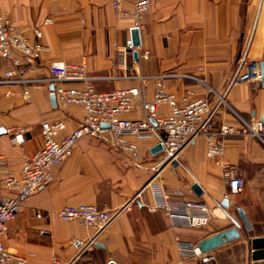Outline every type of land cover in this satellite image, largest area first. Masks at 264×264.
Returning a JSON list of instances; mask_svg holds the SVG:
<instances>
[{
    "label": "crops",
    "instance_id": "1",
    "mask_svg": "<svg viewBox=\"0 0 264 264\" xmlns=\"http://www.w3.org/2000/svg\"><path fill=\"white\" fill-rule=\"evenodd\" d=\"M121 8L125 14L116 13L108 0H0V11L30 41L46 48L36 59V69L18 68L31 80L26 85L0 84V155L5 158L0 197L9 195L1 182L4 173L21 176L23 160L41 147L42 121L64 120L69 132L83 118L79 105L62 107L56 100L51 104V63L83 60L99 91L137 87L134 106L125 114L132 120L144 118L141 104L152 98L159 74L178 75L164 81L166 90L176 95L189 90L211 100L209 88L225 90L231 108H221L213 120L215 130L233 128L220 137L223 152L209 159L205 136L199 134L179 151L175 164H160L161 153L151 148L161 132L144 138L126 136L138 147L136 160L115 146L108 130L84 135L56 169L54 180L22 201L21 212L1 237L3 245L35 263L57 256L62 264H251L250 239L264 237V143L242 134L240 128L242 120L261 118L264 86L257 76L228 84L244 52L239 74L252 62L258 74L259 62H264V0H153L141 19L136 59L134 51L125 50L135 24L132 4L124 1ZM45 18L52 21L45 23ZM33 28L40 30L39 38ZM9 68L0 54V77ZM182 74H198L204 83ZM169 111L162 103L158 115ZM15 136L22 141H13ZM225 172L241 179L238 192L231 191ZM150 180L205 204L210 222L200 229L171 227L162 210L149 209L155 199ZM193 183L201 188L200 195L191 190ZM79 203L119 212L95 234L76 220L59 219L61 207ZM233 220L240 224L235 240L198 256L180 255L177 239L197 243L233 226ZM73 239L93 241L80 251L71 244Z\"/></svg>",
    "mask_w": 264,
    "mask_h": 264
},
{
    "label": "built area",
    "instance_id": "2",
    "mask_svg": "<svg viewBox=\"0 0 264 264\" xmlns=\"http://www.w3.org/2000/svg\"><path fill=\"white\" fill-rule=\"evenodd\" d=\"M108 1L119 15L126 13L121 8L122 3L130 2L132 4L131 14L135 19V24L131 29L139 30L142 16L153 0ZM51 21V18L44 19L45 23ZM33 32L36 38L40 37L41 32L38 28H33ZM44 49H46L45 46L39 41H30L26 34L8 18L7 14L0 11V54L10 64V68L5 70L0 77V84L26 85L31 80L23 78L18 68L36 69V59ZM136 49L137 46H133L130 39L125 50L135 51ZM142 55L147 57L148 52L143 51ZM244 55L245 52L240 57L237 73L228 86L241 80H250L253 76L260 78L259 74L254 73V69H250V64L245 72L239 74ZM48 71V80L53 85L49 93L54 94L56 102L62 107L79 105L84 115L78 125L69 132L65 131L64 120L42 121L40 124L42 145L23 160L21 176L15 177L5 172L1 178L2 186L9 192V195L5 194L0 197V264H62L57 256H52L47 263L30 262L25 256L8 250L3 245L1 237L6 232L9 223L21 212L22 201L54 180L56 169L72 155L77 141L82 136H98L102 131L108 130L115 146L128 151L136 160L138 147L126 136L134 135L137 138H144L147 135L161 132L163 135L158 141L161 146L160 164H167L177 160L179 151L199 134L204 135L206 139V156L212 160L216 159L223 152L220 137L233 131L232 127L219 130L213 128V120L219 110L225 107L231 108L225 99V90L223 93H218L209 88L214 95L211 100L197 97L189 90L176 95L166 90L164 81L168 77L178 76L177 74H159L155 78L152 98L143 100L141 104L144 118L132 120L125 117V114L130 112L134 106L139 94L137 87L96 90L83 60L78 63H51ZM181 76L204 83L203 78L198 74H182ZM23 96L28 98L27 88H24ZM162 103L168 104L170 108L166 116L158 115V109ZM102 123H107L108 127H102ZM240 132L251 135L264 143V121L261 119L242 120ZM12 139L16 142L22 141L16 136ZM4 166L5 158L0 155V170ZM224 176L231 191L238 192L241 189V179L230 177L228 172H225ZM148 184L155 195L154 203L149 209L162 210L171 227L200 229L210 222L211 214L205 204L185 197L182 190L151 183V180ZM118 212V210L99 209L90 203H79L61 207L57 215L63 221L76 220L92 228L97 234L114 220ZM36 217H41V213H36ZM88 241L91 243L93 240ZM88 241L73 239L71 244L81 251ZM177 247L182 257L198 256L201 253L197 243L177 239Z\"/></svg>",
    "mask_w": 264,
    "mask_h": 264
},
{
    "label": "water",
    "instance_id": "3",
    "mask_svg": "<svg viewBox=\"0 0 264 264\" xmlns=\"http://www.w3.org/2000/svg\"><path fill=\"white\" fill-rule=\"evenodd\" d=\"M130 33H131V43L133 44V46L138 47L140 45L139 30L137 28H132L130 30ZM133 57L135 59L137 58L136 50L133 52ZM258 66H259L258 74L260 75V80L262 82V85L264 86V62L260 61ZM254 67H255V62H252L250 64V69L252 70L254 69ZM49 88L51 91L53 89V85L51 84ZM50 101L52 105H55V97L54 94L52 93H50ZM260 119L264 121V112ZM101 125L104 128L108 127L107 123H102ZM151 151L154 153L160 152L161 151L160 144L154 145L151 148ZM171 163L175 164L176 160L172 161ZM190 188L197 195H200L202 193V190L197 183H193ZM239 214L242 222L244 223V226L246 228H249L248 220L246 219V217L242 214V212H240ZM239 227L240 224L237 221L233 220V226L199 240L197 242V246L199 247L200 252L205 253L207 251H210L216 247L223 245L224 243L235 240L240 236ZM250 244L252 248L250 252V259L252 260L251 264H264V237L262 238L254 237L250 239ZM109 264H115V263L112 261Z\"/></svg>",
    "mask_w": 264,
    "mask_h": 264
}]
</instances>
